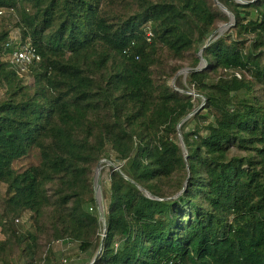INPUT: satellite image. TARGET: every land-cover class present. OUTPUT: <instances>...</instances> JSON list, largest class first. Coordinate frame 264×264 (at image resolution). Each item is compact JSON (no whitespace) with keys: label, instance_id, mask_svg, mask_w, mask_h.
<instances>
[{"label":"trees","instance_id":"obj_1","mask_svg":"<svg viewBox=\"0 0 264 264\" xmlns=\"http://www.w3.org/2000/svg\"><path fill=\"white\" fill-rule=\"evenodd\" d=\"M239 1L216 38L211 0H0V264H264V0Z\"/></svg>","mask_w":264,"mask_h":264},{"label":"rangeland","instance_id":"obj_2","mask_svg":"<svg viewBox=\"0 0 264 264\" xmlns=\"http://www.w3.org/2000/svg\"><path fill=\"white\" fill-rule=\"evenodd\" d=\"M211 1H214V0H211ZM215 2V1H214ZM5 20V23L8 24V26H12V23H14L16 20L14 19V17H10L9 16V13L6 14L3 18ZM226 24L224 23H219L217 25V30L215 31V33H219V29L223 26H225ZM10 36H11V39L13 41H18L20 39V35H19V31L15 28H13L11 30V33H10ZM186 69H190L189 65L187 62H185L183 64V68L181 70L178 71V73L173 76L170 80H169V83L171 86H174L176 87V83L179 79H182L183 81H186V77L188 75L189 72L185 73L183 72L184 70ZM26 81L28 83H31L32 82V79L31 78H28L26 77ZM177 88V87H176ZM4 94V90L3 89H0V97ZM194 96H196L195 94H193ZM192 127V125H189L188 128L190 129ZM102 164L100 165V169H99V172L97 173L96 172V169L94 171V184H95V189H96V198H97V201H98V205L100 207V211L104 213V211H106V203L103 202V199L100 198L103 197V190L104 189H108L109 187V178H110V173H111V167H118L119 165H121L122 163H113L111 161H107V160H102ZM35 163V158L30 156V157H27V158H24L22 160H19L17 161L16 163H14V168L17 169V170H24L26 168H28L29 166L33 165ZM60 248V244L59 242H56L53 244V252L54 254L56 255L57 254V251L58 249ZM63 253H61L62 255ZM66 255H63V257L61 256L59 258L60 260V263L62 264V259H66L67 260V264H76V260H78L77 257H79L80 253L78 251V248L77 246L73 247H70V250L67 251V253H65ZM85 264H90V259H88L87 263Z\"/></svg>","mask_w":264,"mask_h":264},{"label":"built area","instance_id":"obj_3","mask_svg":"<svg viewBox=\"0 0 264 264\" xmlns=\"http://www.w3.org/2000/svg\"><path fill=\"white\" fill-rule=\"evenodd\" d=\"M7 14L6 9H0V20ZM6 48L10 47V43H7ZM2 60L9 62L13 68L18 71L19 75H23L27 72V68L40 61V56L31 47H20L8 52L2 56ZM105 229L103 230L102 237H106ZM65 263V261H63Z\"/></svg>","mask_w":264,"mask_h":264},{"label":"water","instance_id":"obj_4","mask_svg":"<svg viewBox=\"0 0 264 264\" xmlns=\"http://www.w3.org/2000/svg\"><path fill=\"white\" fill-rule=\"evenodd\" d=\"M215 1V3H217V5H219V7H220V9L222 10V11H224L225 13H227V15L229 16V18H230V22L228 23V24H226L225 25V29L223 30V31H219V35L216 37V38H218V37H220L226 30H228L229 28H231L233 25H234V17L227 11V9L223 6V5H221V4H219L218 3V0H214ZM237 3H239V4H244V3H242L241 1H239V0H235ZM202 51L199 53V58L201 59V62H200V64H199V68L198 69H196V70H194V71H197V70H202L203 68H205L206 67V62L204 61V59L202 58ZM190 71H192L191 69H186V70H184L183 72H185V73H187V72H190ZM202 107V106H201ZM200 107V108H201ZM199 108V109H200ZM199 109H197L196 111H194V113H192L191 115H189L187 118H185L183 121H181V123H180V125L178 126V137H179V142L181 143V145H182V148H183V150L186 152V150H185V147H184V144H183V139H182V135H181V131H180V128H181V126H182V124H184L185 123V121L186 120H188L193 114H195ZM102 162L103 161H100L99 163H98V165H97V169H96V172L98 173L99 172V169H100V165L102 164ZM116 168V170H119V167H115ZM100 198H102L101 196H100ZM104 220V219H103ZM94 263V261L91 263V264H93Z\"/></svg>","mask_w":264,"mask_h":264},{"label":"crops","instance_id":"obj_5","mask_svg":"<svg viewBox=\"0 0 264 264\" xmlns=\"http://www.w3.org/2000/svg\"><path fill=\"white\" fill-rule=\"evenodd\" d=\"M59 244H60V248L57 251L56 258L60 262L59 258L61 256L63 257V255H66L65 253H67V251L70 250V247H72V245H73V247H75L76 245H74V244L65 245L64 243H61V242H59ZM61 253H63V254L61 255ZM89 256L90 255H86V254H81L80 253L79 257H77L78 260H76V261H78V262H76V264H85V263H87V261L89 259ZM63 261H65V263H62V264H67V260L66 259H64V260L62 259V262Z\"/></svg>","mask_w":264,"mask_h":264},{"label":"bare ground","instance_id":"obj_6","mask_svg":"<svg viewBox=\"0 0 264 264\" xmlns=\"http://www.w3.org/2000/svg\"><path fill=\"white\" fill-rule=\"evenodd\" d=\"M224 29H225V26L221 27V28L219 29V31L221 32V31H223Z\"/></svg>","mask_w":264,"mask_h":264}]
</instances>
